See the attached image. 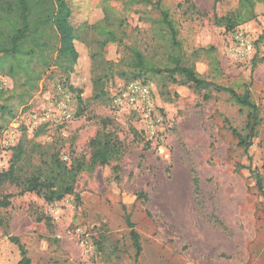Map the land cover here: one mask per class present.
Masks as SVG:
<instances>
[{
  "label": "rangeland",
  "instance_id": "obj_1",
  "mask_svg": "<svg viewBox=\"0 0 264 264\" xmlns=\"http://www.w3.org/2000/svg\"><path fill=\"white\" fill-rule=\"evenodd\" d=\"M65 1L73 26L109 20L121 42L100 49L101 37L87 30L73 73L51 69L24 112L7 126L0 115V173L19 145L17 181L46 171L56 156L80 169L74 193L54 202L0 182V201L10 203L0 208V264H20L16 241L32 264H264V3L254 20L228 31L220 20L239 0H163L184 61L214 84L199 90L162 76H120L130 47L169 64L170 34L153 6ZM93 53L104 58L95 62ZM102 72L106 97L96 99L93 77ZM215 86L256 104L248 150L237 135L256 126L252 111ZM0 88L14 83L0 76ZM103 133L119 144L107 167L93 161L91 145Z\"/></svg>",
  "mask_w": 264,
  "mask_h": 264
},
{
  "label": "trees",
  "instance_id": "obj_2",
  "mask_svg": "<svg viewBox=\"0 0 264 264\" xmlns=\"http://www.w3.org/2000/svg\"><path fill=\"white\" fill-rule=\"evenodd\" d=\"M108 0H105V3ZM141 3L145 6H153V9L161 13L160 24L170 34L172 53L169 55V64H157L149 59L142 51L130 47L126 56L121 61L123 69L120 71L122 78H134V80H147L148 78L167 77L173 84H191L196 89H209L214 84L201 78L193 66L184 61L181 43L177 39L178 31L171 18L169 10L164 8L163 0H128ZM225 0H216L222 3ZM264 0H239L237 9L220 20L228 31L248 23L256 18V7ZM73 11L65 0H0V76L10 78L14 83L12 90L0 88V115L10 124L18 116L22 109L24 112L32 99L38 93L40 82L48 71L55 68L64 76L75 71L79 60V52L76 42L83 40V34L92 29L101 37L97 44L104 48L110 43L121 42L113 22L106 20L95 25L83 24L76 28L71 23ZM101 54L93 53L92 59L96 62ZM180 77L181 80L177 78ZM108 75L100 73L93 77V88L96 99L106 97L104 92L105 80ZM222 92L231 94L235 102L245 108H249L254 116V126L249 137L237 135L239 145L247 150L251 146L254 130L258 125V108L250 100L248 93L237 94L231 88L217 87ZM10 96V97H8ZM208 99V97H206ZM256 115V116H255ZM2 127H0L1 131ZM94 149L93 161L99 166L107 167L111 159L118 151V140L111 133L99 134L91 143ZM0 144V152H1ZM14 152L11 166L8 171L0 173L1 181L17 182L22 188V193L36 192L43 194L49 202L60 201L67 195L74 193V183L77 175L75 166L67 167L59 156L52 159L44 172L17 181L16 166L23 155V145L12 149ZM257 186L263 189L262 179L257 177ZM196 183V181H195ZM263 191V190H262ZM8 198L0 201V208L9 206ZM133 229V226L130 225ZM132 238L135 242L138 254L141 253L139 236L132 230ZM19 246L20 264H32L27 257L25 248L16 241Z\"/></svg>",
  "mask_w": 264,
  "mask_h": 264
},
{
  "label": "built area",
  "instance_id": "obj_3",
  "mask_svg": "<svg viewBox=\"0 0 264 264\" xmlns=\"http://www.w3.org/2000/svg\"><path fill=\"white\" fill-rule=\"evenodd\" d=\"M242 37H243V35H240V36H239V38H242ZM261 42H262L263 45H264V37L262 38Z\"/></svg>",
  "mask_w": 264,
  "mask_h": 264
}]
</instances>
